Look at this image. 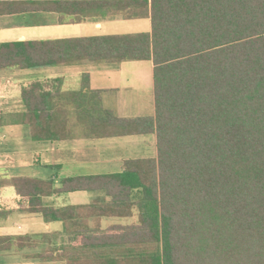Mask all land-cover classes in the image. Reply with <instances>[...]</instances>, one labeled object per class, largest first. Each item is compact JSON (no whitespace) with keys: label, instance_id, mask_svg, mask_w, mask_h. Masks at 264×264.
<instances>
[{"label":"trees","instance_id":"1","mask_svg":"<svg viewBox=\"0 0 264 264\" xmlns=\"http://www.w3.org/2000/svg\"><path fill=\"white\" fill-rule=\"evenodd\" d=\"M117 3L137 7L131 15L150 19L151 31L2 43L0 69L151 61L152 116L104 108L87 73L81 90L67 96L89 136L155 134L157 156L128 159L120 172L67 177L59 187L32 177L3 179L0 187L14 186L29 199L23 211L63 221L75 234L56 255L40 254L46 261L264 264V0ZM51 97L35 83L23 90L34 140L71 136ZM80 191L103 197L85 207L43 200ZM136 213L139 224L101 226L104 218ZM25 238L0 236V250Z\"/></svg>","mask_w":264,"mask_h":264},{"label":"crops","instance_id":"2","mask_svg":"<svg viewBox=\"0 0 264 264\" xmlns=\"http://www.w3.org/2000/svg\"><path fill=\"white\" fill-rule=\"evenodd\" d=\"M120 1L129 0H0V45L150 32V19L132 16L139 9L122 6L117 3ZM141 61L148 60L0 69V162L5 161L14 170L0 180L53 179L59 187L67 177L120 172L128 159L156 157L155 134L89 136V128L78 118L67 96L81 90L87 73L91 89L101 91L104 108L120 117L152 116L153 84L149 76L143 78L145 64ZM34 83L52 96L53 112L61 110L68 117L64 129L71 133L69 138H32V127L24 120L27 111L22 93ZM99 197L103 194L80 191L49 195L43 200L52 207H85ZM28 206V197L20 195L14 186L0 187V236L30 237L13 249L0 250V264H67L59 258L46 261L40 254L55 249L56 255L57 249L69 245L75 234L67 231L63 221L47 222L38 213L23 211ZM21 244L25 247L18 248Z\"/></svg>","mask_w":264,"mask_h":264},{"label":"rangeland","instance_id":"3","mask_svg":"<svg viewBox=\"0 0 264 264\" xmlns=\"http://www.w3.org/2000/svg\"><path fill=\"white\" fill-rule=\"evenodd\" d=\"M148 24V23H147ZM149 28V26H148ZM149 33V32H147ZM89 62V61H88ZM98 63V62H96ZM144 65V68H142L141 72L143 75V78H149L151 79V82L153 84V96H154V80H153V64L151 61H141ZM148 79V78H147ZM113 100V98H112ZM153 115V114H152ZM157 154V151H156ZM13 169L9 168L8 165L5 164V161L0 162V177H9L11 176ZM140 223V216L138 213H136L132 217H125V218H104L102 220L101 226L102 228H108L112 225H132V224H139Z\"/></svg>","mask_w":264,"mask_h":264}]
</instances>
